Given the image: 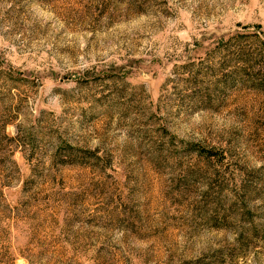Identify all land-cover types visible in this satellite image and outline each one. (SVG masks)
Returning a JSON list of instances; mask_svg holds the SVG:
<instances>
[{
    "label": "rangeland",
    "instance_id": "1",
    "mask_svg": "<svg viewBox=\"0 0 264 264\" xmlns=\"http://www.w3.org/2000/svg\"><path fill=\"white\" fill-rule=\"evenodd\" d=\"M0 264H264V0H0Z\"/></svg>",
    "mask_w": 264,
    "mask_h": 264
}]
</instances>
